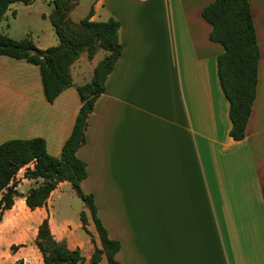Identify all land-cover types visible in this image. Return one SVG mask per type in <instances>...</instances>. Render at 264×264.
<instances>
[{"label":"crops","instance_id":"obj_1","mask_svg":"<svg viewBox=\"0 0 264 264\" xmlns=\"http://www.w3.org/2000/svg\"><path fill=\"white\" fill-rule=\"evenodd\" d=\"M34 1L11 3L6 11L14 18L17 10L29 12ZM210 1L91 4L89 20L118 21L121 49L87 115L84 143L75 156L85 164L80 190L92 196L107 237L118 243L117 264H264V0H248L258 59L239 140L228 134V103L216 75L221 46L208 39L210 26L200 16ZM23 36L38 48L57 43L52 27L44 43L29 29ZM94 55L87 58L91 72L98 62ZM83 57L69 66L71 85L47 102L37 66L0 55V143L39 137L47 154L59 156L79 107L75 87L91 75L82 71ZM27 167L31 164L15 173L19 195L0 215V240L12 238L4 255L0 251V264H41L32 241L43 218L56 241L68 249L83 247L66 223L54 226L47 213L51 193L69 182L57 183L43 205L30 210L26 191L19 190L35 185L23 178ZM85 220L90 245L80 254L86 262L100 245L91 217ZM29 231L34 248L25 256Z\"/></svg>","mask_w":264,"mask_h":264},{"label":"trees","instance_id":"obj_2","mask_svg":"<svg viewBox=\"0 0 264 264\" xmlns=\"http://www.w3.org/2000/svg\"><path fill=\"white\" fill-rule=\"evenodd\" d=\"M33 0H0V19L11 3L28 4ZM52 9L48 15L57 43L46 48L36 47L28 38L14 40L0 32V55L24 59L38 68L44 99L51 102L64 88L71 85L69 66L82 53L90 59L97 50L103 57L93 67L88 82L75 87L79 107L71 131L63 142L58 157L45 151L42 138L10 139L0 143V215L11 207L18 196L17 170L27 164L23 178L35 183L25 194L24 203L30 209L43 205L57 183L67 181L82 199L97 233L100 248H94L85 262L77 248L68 249L63 241H56L43 218L37 226L33 244L41 255V264H97L103 254L107 264H117L113 256L118 248L116 240L109 239L96 216L90 194L79 187L85 177V164L75 156L84 143L87 115L93 102L103 91L107 75L120 54L117 38L119 23L112 17L104 21L89 20L91 11L77 21L67 17L75 0H49ZM201 18L210 26L208 39L221 46L216 58V75L228 103L229 136L239 140L244 136L255 92L258 47L248 0H211L200 11ZM264 199V175L262 181ZM82 227L86 223L79 214ZM12 248L14 246H11ZM12 264H22L17 260Z\"/></svg>","mask_w":264,"mask_h":264},{"label":"rangeland","instance_id":"obj_3","mask_svg":"<svg viewBox=\"0 0 264 264\" xmlns=\"http://www.w3.org/2000/svg\"><path fill=\"white\" fill-rule=\"evenodd\" d=\"M93 1L94 0H75L74 5L67 11V17L71 21H77L79 17L83 15L85 16L91 11V4ZM14 4H17L14 6H19L18 3ZM51 9L52 5L49 0H35L31 4L29 12H26L24 9L17 10V16L14 18H12L11 10H7L0 19V32L3 35H5L4 33H7L8 35H11L10 37H13L12 39L18 40L22 39L24 37V31L29 29L32 31L34 36H39L38 41H40V43H44L43 36H45L48 32L50 33L52 27L48 18ZM101 12L103 11L101 10ZM41 13H43L42 17ZM103 55V50H97L94 55V61H99ZM82 62H84V65H81L83 73L87 70L91 72L88 65L89 60L86 57H83ZM89 79L90 77L88 80H84V82H81L80 84L88 82ZM32 185L33 184H31V182L22 184L19 186V190L24 193ZM81 212L88 217L90 216L88 215L89 213L84 202L70 184H60L53 191V193H51L50 199L47 203V213L51 214L52 223L58 228L63 222L66 223L68 225L67 228L73 232V235L83 242V247L80 252L81 254L86 255L89 251V239L91 234L81 225L79 219V214ZM11 239L12 238L8 236H3V240H0V251L2 252V255H4L8 247L11 245V243L8 246L6 245L7 242L11 241ZM23 239L26 245L22 253L25 256H29L31 255V248H34L32 245L33 241L31 242V232H27ZM97 264L107 263L104 258H101Z\"/></svg>","mask_w":264,"mask_h":264}]
</instances>
